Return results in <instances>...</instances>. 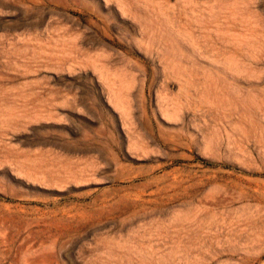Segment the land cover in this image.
<instances>
[{
  "label": "rangeland",
  "instance_id": "obj_1",
  "mask_svg": "<svg viewBox=\"0 0 264 264\" xmlns=\"http://www.w3.org/2000/svg\"><path fill=\"white\" fill-rule=\"evenodd\" d=\"M0 264H264V0H0Z\"/></svg>",
  "mask_w": 264,
  "mask_h": 264
}]
</instances>
